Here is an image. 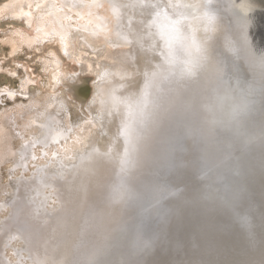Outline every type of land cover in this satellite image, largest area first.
Listing matches in <instances>:
<instances>
[{"label": "rangeland", "instance_id": "rangeland-1", "mask_svg": "<svg viewBox=\"0 0 264 264\" xmlns=\"http://www.w3.org/2000/svg\"><path fill=\"white\" fill-rule=\"evenodd\" d=\"M69 1L73 5H64L65 0H0V124L8 134L6 147L0 149V264H97L99 260L103 262L98 264H106L113 251L119 253L115 252L116 262L120 254L129 251L138 261L146 251L171 249L172 241L171 262L168 263L179 264L192 255L193 247L200 246L202 230H209L212 224L196 225L195 217L202 222L206 220L199 214L204 211L199 209L198 213L188 207L204 199L203 189L210 180L226 184L222 171L214 170L212 163H203L200 140L189 146L187 136L178 135L175 122L171 121L191 112L193 98L198 95L203 81L209 75L212 77V72L220 65L217 44L204 30L201 5L207 1L194 0L195 4L185 1L188 25L197 42L196 61L187 66V70L193 69L192 76L184 80V75L180 74L181 77H175L168 86L169 99H172L169 104L175 105L173 117L160 122L162 131H154L155 139L144 151L130 155L129 161L123 160L115 166L103 150L99 151L103 129L95 97L106 80L109 57L120 48L114 47L107 23H103L107 26L105 32L100 29L103 34L99 31L100 36H96L99 39H94L92 33L96 28L94 20L108 18L106 2L102 0L103 4L97 7L93 0ZM228 1L229 8L235 12L264 14V0ZM260 14L253 18L254 24H260L264 18ZM162 58V72L167 77L174 60L167 53ZM161 91V95L166 93V89ZM159 97L160 94L156 100ZM160 106L159 102L154 104L155 113ZM261 126L262 130L252 134L255 140H264V120ZM211 131L203 133L205 153L211 154L218 146L232 147L229 139L217 137ZM86 140L90 144H86ZM259 148V152H264V144ZM18 151H23L22 156ZM171 156L175 158L171 160ZM19 158L20 165L13 167ZM13 183L19 184L18 189L12 188ZM261 192L264 193V187ZM241 193L245 194V202L250 203L251 191L245 188ZM252 202L251 208H256V201ZM181 208L188 213L183 212V219L190 217L179 224L175 211ZM169 221L178 223L177 229L160 230ZM221 228L224 230L223 225ZM221 228L216 231L225 240V249L245 245L242 241L238 243L235 234L233 247L232 237L224 236ZM19 234L31 237L32 252L27 251V242ZM208 245L205 249L202 246L204 252ZM199 252L198 249L196 253ZM103 253L107 255L104 257ZM216 261L235 264L240 260L230 255ZM124 262L123 259L122 264Z\"/></svg>", "mask_w": 264, "mask_h": 264}, {"label": "bare ground", "instance_id": "bare-ground-1", "mask_svg": "<svg viewBox=\"0 0 264 264\" xmlns=\"http://www.w3.org/2000/svg\"><path fill=\"white\" fill-rule=\"evenodd\" d=\"M67 1L65 0L64 5H73L71 1H69V3ZM103 1L106 2L107 5L108 18L107 20L101 19V21L100 20L95 21L93 19L96 24V26L94 27L96 28H94L93 32L91 30V32L95 36L94 39H96L97 37L100 36L98 35L100 29H103V31L105 32L104 29L109 25L110 34H112L114 47L120 49H116L114 54L111 55V58L108 56L110 64L108 63L109 67H107L108 71L105 77L106 80L102 83L101 87L98 88L95 97L96 102L95 101L94 102L97 103L96 106H98L100 121L103 129V137L100 143L101 150L99 151L103 150L105 154L108 156L110 162L113 161L115 166L118 163L122 162L123 160L124 162L129 161L130 155L134 156L136 153H139L140 150L144 151L150 144V141L155 139V135L153 134L154 127H157L158 132H161L163 129V128L160 129L159 126L161 124L158 126L157 123L159 118L162 117L161 115H159L162 112H160V109L158 112L156 113L154 112V108L156 107V106L154 107V104L159 102L161 105H163L164 104L163 101L166 98V94L162 93L161 95L162 92L161 90L165 89L164 85L166 83L165 80L167 77L162 72L163 70L161 66L164 64L163 63L160 64V61L161 59H164L162 57L163 54L166 55V53L167 56H169V58H172L174 60V62L180 61L184 63H189V61L186 60L194 56V54L196 55L197 42L195 43V38L192 33V29L188 25L189 15L185 10V1H190L194 3V0H103ZM204 2L206 3L204 4L202 3L201 5L204 7L203 13L201 11L202 13L201 15L205 19L204 30L208 38L211 39V41L215 45L218 43L221 46V51H219L218 54H220V57L222 56V60H223L222 61L223 66L219 67L217 71L213 72L214 77L213 76L210 77L211 78L210 84L214 85L216 83V80H220L219 77L221 75V77L225 79L223 85L227 86L228 83H230L233 87V90L230 89L229 92L225 90H220L218 93L217 91V93L213 96V99L211 101L210 112L213 113L215 116L214 117L211 116V118H209L208 120L210 124L209 127L211 126V124H213V126L216 125V127H219L225 125V123L227 122L226 118L231 114L232 115L235 113L238 114V110H242V111L245 110L243 101L247 102V99L245 100L242 97V95L244 94L242 92L240 93L239 89L236 87L241 85V83H239L240 81H242V85H244V87L248 88L247 91L250 94L255 92L260 96V98L257 101L252 100L250 102L259 103L260 101H264V91L260 89L257 90V87H259V85H256L259 84L260 82L264 84V77H263L264 76V27L258 30L249 24L250 17H252L253 14L257 16L258 14H260V12L252 11V13L250 14V11H248V14L245 15L240 12H235L236 11L235 9L229 8L230 5H228L229 3L228 0H204ZM100 4H103L102 0H93L94 6ZM72 9L74 8L72 7ZM260 15L264 17V14H260ZM103 23H107L106 24L107 26L106 27L103 26L104 25ZM103 31L101 30L100 33H102ZM101 37L100 40L102 42ZM230 41L232 43L227 46V42ZM215 45L213 46L215 47ZM164 50H168V51L165 53L163 52ZM238 51L244 52V54L241 55V53H238ZM183 56L186 57V59H182ZM186 66H188V64ZM241 68L243 69V71L245 70L244 74ZM166 69L164 70L165 72ZM213 78L216 79L214 80ZM248 80L249 82H247ZM168 91H170V89H168ZM159 94L160 97L156 100ZM150 121L151 123H149ZM162 122H164V120ZM135 125H137L138 127H134ZM182 140L184 141V138H182ZM7 141H8V134L3 127V124H0V149H4L6 147ZM89 141H91V139H89ZM89 141L86 140L85 141L86 144H88ZM188 141H189L187 142L189 143L188 145L191 146L190 145L191 139H188ZM30 144L31 143H29V145ZM29 145L27 147H29ZM181 147L182 146H179V148ZM21 150L24 149L22 148ZM29 151L31 152V150ZM177 151L179 150L177 149ZM22 152L21 153L19 152V155L23 154ZM186 152L187 151H185V153ZM25 153L26 152H24V154ZM177 154L178 153H176V155L174 156H177ZM173 157L171 156V160L173 159ZM138 158L139 156L137 157V159ZM133 159L134 157H132V160ZM137 159L135 160L137 161ZM20 162H21V158H19L16 161V163H14L15 166L13 167L19 166ZM18 186H19L18 183L12 184V188L15 187L18 189ZM182 192L184 193V191ZM208 193H211V191L208 190ZM9 200L11 202L12 198H10ZM199 203L202 204L203 202L198 201L197 204L199 205ZM187 207L188 204L185 208ZM186 213L184 211V214ZM117 216H119V214H117L116 217ZM196 219L199 221V218ZM196 219L194 220L196 221ZM215 223L216 221H214V224ZM220 225H221V221H218L216 226L211 224L209 230H205V234L203 236L205 238L199 239V245L204 247L205 245L212 243L215 245L214 248H216L217 246L220 248L221 245L222 248H224L223 243L225 242V240L221 238L222 236L221 235L219 236V234H217L218 232L216 231V228H221ZM207 226L208 224H206V227ZM21 230L20 232H22ZM214 231L216 232L214 238L213 237L210 238L211 236L208 235ZM19 236L22 237L23 240H25V242H27L26 244L27 251L29 253L32 252L31 249L33 242L31 243L32 241L31 237H27V235L21 236L20 234ZM116 245H115V250L118 248ZM107 246H109V244L104 246L105 247L104 250L108 248ZM110 249L112 250L113 248ZM122 251L124 250L122 249ZM101 252L102 251H100V253ZM105 252L108 253L107 251ZM115 252L118 253V251ZM115 252L113 251L114 255L113 257H110V259L117 257V254H115ZM125 252H126V246H125ZM97 254L99 257L102 253L100 255L99 253ZM101 256L100 258H102ZM95 259L96 258H94V261ZM97 260L96 262H98ZM168 260L169 261L171 260V256L170 259H166V258L160 259V264H170L168 263ZM113 261L114 259L111 260V264L113 263ZM102 262L103 261L100 262L99 260L98 263H102ZM137 262H141V261H137Z\"/></svg>", "mask_w": 264, "mask_h": 264}, {"label": "water", "instance_id": "water-1", "mask_svg": "<svg viewBox=\"0 0 264 264\" xmlns=\"http://www.w3.org/2000/svg\"><path fill=\"white\" fill-rule=\"evenodd\" d=\"M253 15L252 17H250L249 24L260 30V28L264 27V18L261 20L260 24H254L253 18H255L256 15ZM231 43V41L227 42V46ZM217 51L218 53L219 51H221V46L218 43ZM238 53H241V55L244 54V52L241 51H238ZM194 58V56L188 58L186 61H189V63L180 61L174 63L168 71L167 78L169 79L170 77L171 81L169 82L167 78L165 80L166 83L164 85V88H167L165 93L166 98L163 101L164 104L159 107L160 112H162L159 115L162 116L161 120H164V123L167 122L169 118L171 120V117H173V114L171 115V113L175 111V105L171 106L169 104L172 102V99H169L170 95L168 93V86L175 77L180 78L184 75L183 78L184 80H186L191 74H193V69L187 70L186 65L193 64V62L196 61V59ZM217 60L220 63L218 67L223 66V60L222 56L220 57V54H218ZM241 70L243 71L242 68ZM189 71L190 74H188ZM209 77H207L206 80L203 81V85L201 86L202 88L197 92L198 95L193 98L194 104L192 106L191 112L185 117H175L174 121L173 119L171 121L175 122V131L178 133V135L180 134L183 137L187 136V139H191V142L193 144L196 140H200L202 144V151L200 152L202 154L201 157L203 163L209 165L212 163V167H215L214 170H218L219 172L222 171L226 180L225 186L224 184L219 185V183L217 181L214 182L213 179L212 181L210 180L209 182H207L208 185L203 189V193H206L203 194L204 199L201 201L203 202L207 198L205 203H199V205H190V209L196 210L198 213L200 210H204V212L199 214L203 215L206 220H204L203 222L197 221L196 225H203L206 222H208V224H213V222L216 221V223L213 224L214 226H216L218 221L224 220V222H222L220 226L223 225L224 236L226 234L232 237L230 244L235 247V240L233 236L236 234L238 235V243L242 241L245 245H238L236 246L237 249L230 248L229 250L220 248L218 252L216 249H213L214 247L211 245L212 243H210L208 246H210L212 249L209 247L208 250H205L207 254L204 252V250H202V246H199L198 248L193 247L194 252L191 253L192 255L186 256L183 261H179V264H220L216 260L225 259L230 255H232L233 257H239L240 261H237L235 264H264V193L261 192V189H263L264 187V183L261 182V180H264V152H259V147L261 144H264V140H255L252 135L254 132L262 130L261 121L264 120V101H260L259 103L250 102L252 100L257 101L260 96L255 92L250 94L247 91L248 88L244 87V85H242V81H240L239 83H241V85L236 87L239 89L240 93L242 92L245 95V97L244 95H242V97L245 100L247 99V102L243 101L245 110H238V114L235 113L228 116L226 118L227 122L225 123V125L219 127H216V125H211L209 127V118H211V116H215L210 112V105L213 96L217 93V91L219 93L220 90H225L228 92L230 89L233 90V87L230 83H228L227 86L223 85L225 79L222 78L221 75L219 77L220 80H216V83L214 85L210 84L211 80L209 79ZM247 82H249V80ZM260 83L256 84L259 85V87H257V90L260 89L264 91V84H262V82ZM162 121H160L159 118V120L157 121L158 126ZM211 129L213 130V132L211 131V134H215L217 137H225L229 139L230 145L232 147L224 148L222 146H218L215 151H211V154L205 153L203 133ZM154 131H158V129H155ZM243 185H245L246 187H244L248 188V190L251 191L252 194L251 202H247L248 204L245 202V194L241 193L243 190H245V188L242 187ZM208 190H210L211 193H208ZM257 191H259V193H257ZM253 200L257 203L256 208H251ZM228 203H230L229 207ZM231 208L236 210L232 212V210H230ZM183 212L184 211L182 208L179 209L178 212L175 211V214H178L177 222L179 224L184 220L182 218ZM221 215H223V217H221ZM187 218L188 217H186V219ZM178 223L172 224L169 221V223H167L166 225H162L160 227V230L164 229L167 232L168 229L176 227ZM204 234L205 229L202 230L201 238H205L203 237ZM214 235L215 231L208 236H211L210 238H214ZM173 245L171 249H168L166 251H155L154 249L149 250L148 252L146 251L144 256L138 260L141 261L139 263H134L137 262V260H135V258L132 256L133 252L129 251V253L126 252L127 254L125 253L120 255V259L116 262V264H121L123 259L125 260L124 264H153L154 261L158 264L159 259H169L170 250H172ZM174 249H176L177 251V247H175ZM198 249L202 253H196ZM113 255L111 257H113ZM113 259L109 258V262H111V260Z\"/></svg>", "mask_w": 264, "mask_h": 264}]
</instances>
